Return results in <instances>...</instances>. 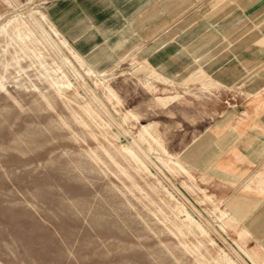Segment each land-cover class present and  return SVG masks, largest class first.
<instances>
[{"label":"rangeland","instance_id":"1","mask_svg":"<svg viewBox=\"0 0 264 264\" xmlns=\"http://www.w3.org/2000/svg\"><path fill=\"white\" fill-rule=\"evenodd\" d=\"M54 1L0 0V27L17 19L0 34V264H253L244 252L264 264L248 228L264 196L244 189L255 173L227 180L208 158L218 116L264 94V63L249 57L255 41L264 48V0H102L109 18L89 54L47 14ZM31 8L99 81L75 79ZM18 24L26 43L10 40ZM198 68L221 86L185 82ZM174 95L166 107L153 101ZM149 124L158 144L138 141ZM166 153H180L193 179L155 161L168 163ZM181 206L206 235L187 226Z\"/></svg>","mask_w":264,"mask_h":264},{"label":"crops","instance_id":"2","mask_svg":"<svg viewBox=\"0 0 264 264\" xmlns=\"http://www.w3.org/2000/svg\"><path fill=\"white\" fill-rule=\"evenodd\" d=\"M101 2L102 0H55L48 6L47 14L69 42L81 53L89 54L98 46L97 39L102 37V28H97L96 25L109 18L108 12L101 7ZM261 40L264 41V36ZM255 45L256 41L253 44V53L249 57L254 62L264 63V48H257ZM148 68L152 69L149 66ZM157 76L165 82L168 81L158 73ZM198 79H201L198 83L200 84L203 80L211 78L198 68L190 73L185 79L187 81H184L196 83ZM216 83V86H221L217 81ZM161 84L166 85V83ZM260 86L262 87L261 82L258 87L253 88V92L260 90ZM200 89L207 90L201 86ZM153 101L161 103L156 97ZM212 127L215 130L210 134L213 141L211 155L208 158L211 159L212 168L214 165L213 171L227 180L245 179L254 172L251 180L254 186L249 184L244 189L259 192L264 196V94L254 97L252 102L237 105V108L226 109L218 116ZM208 136L207 134L206 142ZM179 155L180 153L175 155L178 161ZM235 210L240 211L238 207ZM250 224L248 228L252 239L260 249L261 255H264V197L262 196L253 200Z\"/></svg>","mask_w":264,"mask_h":264},{"label":"bare ground","instance_id":"3","mask_svg":"<svg viewBox=\"0 0 264 264\" xmlns=\"http://www.w3.org/2000/svg\"><path fill=\"white\" fill-rule=\"evenodd\" d=\"M61 6V5H60ZM28 17L31 21V23L41 32L43 38L47 39L49 45L51 46V48L53 47L57 54L60 55V58H61V63L63 66H66L72 73V75L75 77L76 80L80 79L82 80V82H84V79L86 77L88 78H95L96 81L103 76L102 73H96L95 71H93L92 69H90L89 67L86 66L85 62L83 60V58H81V56H79L69 45V43L58 33V31L55 29V27L52 25V23L48 20V18L46 17V15L44 13H42L41 11L39 10H34L33 8H31L28 12ZM12 22H17V19L16 18H12V19H9L7 21V23L5 25H3L2 27H0V34H7L6 30H5V27L7 25H9L10 23ZM53 22V21H52ZM24 25V23L22 24ZM44 25H47L49 28L48 30L45 28ZM55 25V24H54ZM31 26V25H30ZM20 27H21V24H18L17 26H15L13 29H14V36L10 38V40H14L16 42L19 41V43H26L27 41H25V39L27 38L28 40V37L30 36L28 33L29 36L27 35H23L20 31ZM12 34V33H11ZM13 35V34H12ZM32 35V34H31ZM9 37H10V34H9ZM32 38V37H31ZM56 38V40L54 39ZM121 40V39H120ZM37 42V41H36ZM118 42V41H117ZM38 43V42H37ZM9 44V43H8ZM17 44V43H16ZM21 45V44H20ZM24 45V44H23ZM26 46V45H25ZM31 47V46H30ZM37 49V48H36ZM107 49V48H106ZM22 50V49H21ZM32 50V49H31ZM63 50H66L67 52V55L69 56H66L65 53L63 52ZM246 51V50H245ZM28 52V51H26ZM51 52V51H50ZM55 52V53H56ZM46 53V52H45ZM28 54V53H27ZM30 54V53H29ZM34 54V53H33ZM18 55V54H17ZM48 55V54H47ZM32 56V55H31ZM54 56V55H53ZM55 57V56H54ZM39 58V56H38ZM37 58V59H38ZM11 59V58H10ZM41 60V59H40ZM22 61V60H21ZM20 62V61H19ZM18 62V63H19ZM38 64V63H37ZM14 65V64H13ZM39 66V65H38ZM4 67V66H2ZM9 67V66H8ZM40 67V66H39ZM12 68V67H11ZM15 68V67H14ZM49 70V69H48ZM56 70V69H55ZM17 71V70H16ZM50 71V70H49ZM20 73V72H19ZM18 74V73H17ZM16 74V75H17ZM47 74V73H46ZM45 74V75H46ZM68 74V73H67ZM172 75V74H171ZM24 76V75H23ZM199 76V75H198ZM64 77V76H63ZM19 79V78H18ZM69 80V79H68ZM17 82V81H16ZM153 82V81H152ZM152 82L150 81H147V86L150 85V83L152 84ZM56 83V82H55ZM199 83V82H198ZM169 84L170 86H173V83L169 80ZM216 84V81L215 80H212V79H207V80H203L202 82H200V86L204 89H208L210 87H213V85ZM64 83L55 86L56 87V92L58 94H61V89L63 88H67V87H64ZM54 87V88H55ZM103 88V87H102ZM25 89V88H24ZM68 89V88H67ZM104 89V88H103ZM107 91L109 94H112L113 95V91L107 87ZM55 95V94H54ZM76 97V96H75ZM179 96L177 95H174V96H167L166 98H159L158 100H160L161 104H169L170 102H173L175 101L176 99H178ZM71 98V97H70ZM77 98V97H76ZM115 99V98H114ZM113 100V99H112ZM117 101V100H116ZM89 109V108H88ZM90 111V110H89ZM94 114V113H93ZM91 115V114H90ZM92 116V115H91ZM132 116L134 118H136L135 115L132 114ZM131 116V118H133ZM91 119V118H90ZM111 121V120H110ZM97 122V121H96ZM96 122H95V125H96ZM99 122V121H98ZM100 123V122H99ZM103 124V123H102ZM98 126V125H97ZM104 128V127H103ZM149 128H150V124L149 125H143L141 126V131L139 132L138 134V141H144V135L148 136L154 143L158 144V140L157 138L153 137L150 132H149ZM125 134H127V132H125ZM138 141H134L135 142V145L137 146L138 150H140L145 156H147L148 158L152 159L151 158V155L147 152V151H144L141 149V147L139 146L138 144ZM133 142V141H132ZM153 143V144H154ZM121 146V145H120ZM160 147V146H158ZM132 148V147H131ZM136 148V147H135ZM123 152L124 154L126 155L127 158H129L131 161L137 163L139 165V167L141 166L142 167V163L139 161L138 157L136 156V154L132 151V149H129V148H125L123 147ZM160 149V148H159ZM162 149V148H161ZM160 149V150H161ZM149 150H150V147H149ZM163 152L165 153V150L162 149ZM161 150V151H162ZM136 152V151H135ZM140 152V153H141ZM167 154V153H166ZM168 158H169V162L166 163V160L160 158V157H155V161L159 164H161L163 167H166L168 170H170L171 167L168 166V164H172L174 165L176 168L179 169V171L182 173H184L187 177L189 178H192L193 179V176L189 173V171L185 168L184 165H182L178 160H177V157L174 155H169L167 154ZM154 157V156H153ZM148 161V160H147ZM168 161V160H167ZM150 162V161H149ZM129 163V162H128ZM153 163H151L152 165ZM134 165V164H133ZM154 168V167H153ZM145 171V170H144ZM157 171V170H156ZM137 172V171H136ZM140 172V171H139ZM143 172V171H142ZM138 173V172H137ZM160 173V172H159ZM142 174V173H141ZM149 174V173H148ZM139 175V174H138ZM144 175V174H143ZM163 177V176H162ZM165 180V179H164ZM167 181V180H166ZM157 182V181H156ZM189 183V182H188ZM194 188V187H193ZM150 189V188H149ZM165 190V189H164ZM200 191H202L201 189H199ZM166 191V190H165ZM178 192V191H177ZM169 195V194H168ZM167 195V196H168ZM171 196V195H170ZM180 196V195H179ZM172 197V196H171ZM170 199V198H169ZM205 200V198H204ZM169 201V200H168ZM171 201V200H170ZM176 201V200H175ZM190 205V204H189ZM172 212V211H171ZM178 213L182 215V217L184 219H182L183 221H186L187 222V226L190 227V228H195L197 231H199L200 234L202 235H206L205 231L201 228V226L198 225L197 222H195L193 216L187 211V209L183 206L179 207L178 208ZM174 215V214H173ZM200 217V215H199ZM216 219V218H215ZM199 221V220H198ZM204 221V219H203ZM220 222V221H219ZM175 223V222H174ZM230 226V225H229ZM187 227V228H188ZM231 227V226H230ZM220 228V227H219ZM189 229V228H188ZM207 229V228H206ZM180 231V230H179ZM223 231V230H222ZM191 233V232H190ZM194 236V235H193ZM205 237V236H204ZM207 237V236H206ZM202 238V237H201ZM208 241V240H207ZM211 242V241H210ZM207 243V242H206ZM213 244V242H211V245ZM242 252V251H241ZM244 254L249 258V260L253 263V264H257L256 260L253 259L249 253L247 252H244ZM219 256V255H218ZM220 258V257H219ZM221 259L223 260L224 263L226 264H232V262L230 260H228L225 256H222ZM250 262V263H251Z\"/></svg>","mask_w":264,"mask_h":264}]
</instances>
